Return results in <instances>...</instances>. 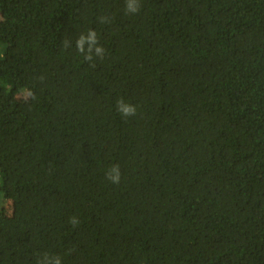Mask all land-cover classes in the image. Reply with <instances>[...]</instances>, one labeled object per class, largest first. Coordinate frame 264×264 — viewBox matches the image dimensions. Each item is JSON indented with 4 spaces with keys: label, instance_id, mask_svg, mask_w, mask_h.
<instances>
[{
    "label": "trees",
    "instance_id": "1",
    "mask_svg": "<svg viewBox=\"0 0 264 264\" xmlns=\"http://www.w3.org/2000/svg\"><path fill=\"white\" fill-rule=\"evenodd\" d=\"M139 3L0 0V264H264V0Z\"/></svg>",
    "mask_w": 264,
    "mask_h": 264
},
{
    "label": "clouds",
    "instance_id": "2",
    "mask_svg": "<svg viewBox=\"0 0 264 264\" xmlns=\"http://www.w3.org/2000/svg\"><path fill=\"white\" fill-rule=\"evenodd\" d=\"M141 5L139 0H125V13L126 14H138ZM100 22L108 23L107 17H101ZM87 44V48H85ZM65 46L66 42H65ZM76 51L82 56L85 62H91L93 65L95 63L94 56L100 58L101 60L105 56V49L99 43V37L96 31L89 29L87 33H81L76 41ZM115 110L122 119H129L137 115L138 106L123 97H119L115 101ZM105 178L112 184H119L121 181V170L119 164L111 165L107 170H105ZM69 224L72 226H77L79 224V219L73 216L69 219ZM48 261L49 264H62V259L59 256L50 257L47 254L42 260H38L37 264H45Z\"/></svg>",
    "mask_w": 264,
    "mask_h": 264
},
{
    "label": "rangeland",
    "instance_id": "3",
    "mask_svg": "<svg viewBox=\"0 0 264 264\" xmlns=\"http://www.w3.org/2000/svg\"><path fill=\"white\" fill-rule=\"evenodd\" d=\"M12 204H14L12 198L6 195L4 192H0V212L5 213L7 215L12 214L14 209Z\"/></svg>",
    "mask_w": 264,
    "mask_h": 264
}]
</instances>
